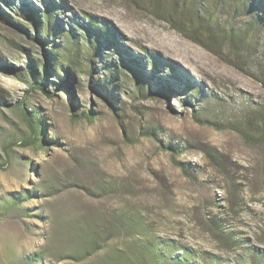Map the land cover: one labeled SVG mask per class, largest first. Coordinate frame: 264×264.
<instances>
[{"label":"rangeland","instance_id":"rangeland-1","mask_svg":"<svg viewBox=\"0 0 264 264\" xmlns=\"http://www.w3.org/2000/svg\"><path fill=\"white\" fill-rule=\"evenodd\" d=\"M58 1L0 0V264H98L145 236L69 255L128 215L200 264L264 252V0H62L37 30Z\"/></svg>","mask_w":264,"mask_h":264},{"label":"trees","instance_id":"trees-1","mask_svg":"<svg viewBox=\"0 0 264 264\" xmlns=\"http://www.w3.org/2000/svg\"><path fill=\"white\" fill-rule=\"evenodd\" d=\"M4 1L9 2V0ZM64 7L65 4L62 0H59L57 3L52 2L48 7V11L46 12L47 19L44 22L36 17L38 13L35 12V15L31 17V20L34 22L36 29H41L42 24H46L52 28L50 25H52V22H54L53 13L55 9ZM0 16L4 18V13L2 14L0 12ZM176 27L185 35L192 36L196 42L206 46V43L194 34L195 30L190 24H185V26L177 25ZM104 28H107V26L105 25ZM41 43L44 44L45 40L43 39ZM54 54H57V49L55 50ZM14 71L18 73V76L22 78L29 89H33L34 86H39L45 89L44 83L39 79V71H37V68L34 64H32L31 68L27 71H18L17 69ZM70 83L71 79H65L60 83V86L67 87ZM166 91L171 95L174 93L173 89L169 87ZM28 93H30V91H28ZM21 102V112L27 120L31 130L35 134L34 136L40 134L43 135V133H45L47 130V124L42 121H36L33 117V114L24 106V99ZM94 114V112L89 111L84 112L82 116L91 118L94 117ZM170 148L172 147L170 146ZM180 165L182 164L180 163ZM184 169H186V167H184ZM225 214L230 213L227 212ZM227 220V217L224 219L223 217H218L217 219H214V224L218 229L221 230L226 224ZM123 231H126L127 235L130 237H134L135 235L138 237L145 236V239L143 241H137L136 239H133L132 242H129L125 248L112 250L111 252L107 253L103 257V260L98 264H200L196 260L193 251L184 249L182 253H178V249L180 248L176 246L173 241L161 240L157 237L151 236L150 229L145 225V223L141 219H138L132 215H128L127 217L120 219V221H117L114 225H112L111 228L109 227L106 229L105 233L101 232V230L91 231L88 229L87 231H84L85 237L87 239L85 246L81 249L75 250L69 256L78 261L86 260L103 248V242L106 241V236H117V234L119 235ZM222 232L227 235L226 231L222 230ZM229 234L230 233H228V235ZM229 240H231L232 243L235 242L233 238ZM248 255L249 257H238L235 264H264V252L252 250L249 251Z\"/></svg>","mask_w":264,"mask_h":264}]
</instances>
